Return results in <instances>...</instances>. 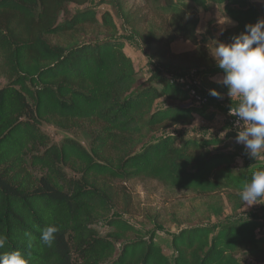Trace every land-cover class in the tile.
<instances>
[{
  "label": "trees",
  "instance_id": "trees-1",
  "mask_svg": "<svg viewBox=\"0 0 264 264\" xmlns=\"http://www.w3.org/2000/svg\"><path fill=\"white\" fill-rule=\"evenodd\" d=\"M86 3L0 0L7 80L0 86V233L8 237L0 252L28 251L24 233L30 232L37 238L32 264H240L242 253L264 264V219L251 213L179 228L170 239L171 258L154 234L146 236L111 215L121 204L128 213L115 183L138 177L241 201L239 192L252 172L264 168V152L238 165V156L225 150L237 130L217 137L182 130L196 117L213 121L225 104L238 101L219 104L198 86L208 101L195 104L175 78L190 71L199 80L222 74L197 40L198 13L208 3L222 4L239 24L219 36L223 42L264 18L260 5L163 0L155 31L138 32L125 20L154 63L138 82L112 15L104 11L98 19L92 8L69 10L70 4ZM90 31L94 39H80ZM180 39L194 49L172 52L169 43ZM208 85L227 92L222 84ZM44 123L61 130L85 127L88 147L71 137L52 141L41 129ZM98 222L108 228L104 235L95 228ZM48 223L59 228L51 247L38 242V228Z\"/></svg>",
  "mask_w": 264,
  "mask_h": 264
},
{
  "label": "rangeland",
  "instance_id": "rangeland-1",
  "mask_svg": "<svg viewBox=\"0 0 264 264\" xmlns=\"http://www.w3.org/2000/svg\"><path fill=\"white\" fill-rule=\"evenodd\" d=\"M163 0H87L83 6L69 5V10L73 13L83 8H92L96 11L98 19L104 11H108L114 23L119 28V37L124 41V51L131 58L138 82L146 79L152 72L153 61L144 52L139 39L126 21L136 25L138 32H149L158 29L159 21L155 11L162 5ZM250 3L260 5L264 15V0H247ZM197 40L200 45L206 46L209 55L214 41L219 40V36L233 29H237L239 24L229 19L223 11V5L208 3L207 10H200L198 13ZM135 20V22H134ZM84 36V35H83ZM95 31L87 33L82 39H94ZM102 36H99V38ZM193 48V44L176 40L169 43L172 52H186ZM190 73V72H189ZM191 77H196L192 73ZM197 78V77H196ZM199 87L209 96V83L197 78ZM5 67L0 56V86L6 83ZM221 98L209 96L211 100L223 103L224 99L238 101L236 97H230L228 91L220 93ZM224 104V103H223ZM230 105V104H225ZM225 107V106H224ZM226 109V107L224 108ZM222 111H225V110ZM223 113V114H222ZM211 122H206L201 118H195L190 126L182 128L185 133L198 134L208 137L222 136L230 129L228 119L222 112ZM41 129L47 133L52 141L58 142L64 137H71L80 142L84 147H88L90 134L85 127H76L72 130H61L46 123ZM181 129L180 127L176 128ZM225 150L238 156V165L243 164V158L249 157L247 150L242 144L230 141L225 146ZM120 198L128 201V213L124 211L123 204L119 208L112 209V216L119 217L146 236L154 234L155 241L162 247L164 253L171 258L174 250L171 246V236L181 227L195 224H214L223 219L236 215L254 214L264 219V203L247 205L242 201L235 200L227 193L206 194L191 189H177L159 181L138 177L125 182L115 183ZM100 235H104L108 228L103 223L98 222L95 226ZM240 264H255L248 259L245 254H239Z\"/></svg>",
  "mask_w": 264,
  "mask_h": 264
},
{
  "label": "clouds",
  "instance_id": "clouds-1",
  "mask_svg": "<svg viewBox=\"0 0 264 264\" xmlns=\"http://www.w3.org/2000/svg\"><path fill=\"white\" fill-rule=\"evenodd\" d=\"M211 55L222 71L216 82L227 88L230 97L238 98L230 115L236 117L235 141L242 144L246 154L255 158L264 152V18L245 25V30L232 37L229 42L213 40ZM209 94L221 98L216 89ZM242 203L252 205L264 203V168L252 172L239 192ZM39 244L51 247L55 234L59 231L55 223L38 228ZM28 251L11 249L0 252V264H32V249L37 240L30 232H25ZM7 235L0 233V249L5 247Z\"/></svg>",
  "mask_w": 264,
  "mask_h": 264
},
{
  "label": "built area",
  "instance_id": "built-area-1",
  "mask_svg": "<svg viewBox=\"0 0 264 264\" xmlns=\"http://www.w3.org/2000/svg\"><path fill=\"white\" fill-rule=\"evenodd\" d=\"M192 73H194V71H190V73L187 72L185 75L175 78V80L185 86L192 102H194L195 104H205L208 101L207 96L204 94H201L198 91L199 82L196 77H191ZM234 107L235 106H230L226 110V116L228 119V123H229L230 129L232 130H236L234 126L236 117L230 115L229 110L230 108H234Z\"/></svg>",
  "mask_w": 264,
  "mask_h": 264
},
{
  "label": "crops",
  "instance_id": "crops-1",
  "mask_svg": "<svg viewBox=\"0 0 264 264\" xmlns=\"http://www.w3.org/2000/svg\"><path fill=\"white\" fill-rule=\"evenodd\" d=\"M187 42H189V41H187ZM190 43V42H189ZM194 49V45H193V48H190L189 50H187V51H192ZM174 53H181V52H174ZM195 72V71H194ZM220 76H222V74L220 73V74H216V75H214V76H211V77H208L207 79H205L207 82H209V83H217L216 82V80L220 77ZM205 80H201V81H205ZM208 90L207 91H209V88H207ZM229 106L227 105L226 106V109L228 108ZM222 112H224L225 113V115H226V110L225 111H222ZM221 114V112H219V113H217L216 114V117H218L219 115ZM223 114V113H222ZM215 117V118H216ZM227 117V116H226ZM196 118H198V117H196ZM195 120V119H194ZM223 136V135H222Z\"/></svg>",
  "mask_w": 264,
  "mask_h": 264
}]
</instances>
